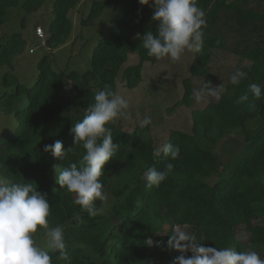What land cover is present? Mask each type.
<instances>
[{"label": "trees", "instance_id": "1", "mask_svg": "<svg viewBox=\"0 0 264 264\" xmlns=\"http://www.w3.org/2000/svg\"><path fill=\"white\" fill-rule=\"evenodd\" d=\"M49 1L52 16L48 28L45 32L41 26L36 27L38 48L53 51L66 45L74 26L70 13L81 0H0V27L7 22L11 9H21L30 16ZM195 3L206 14V27L202 29V49L194 51L191 77L211 81V57L227 48L226 33L220 28L223 17L234 40L228 50L249 62L239 69L246 77L237 85L228 82L217 101L210 100L203 109L192 111L190 132H171L167 143L180 148L174 160L163 153L153 157L156 147L149 125L132 132L123 131L114 121L107 125L119 149L105 164L100 182L113 199L110 214L119 224L101 212L89 216L74 203L75 194L55 181L53 166L78 164L85 153L82 144L62 160L45 152L44 145L60 140L65 151L74 147L71 127L84 117L97 91L107 86L117 92V78L131 54H136L139 62L126 67L122 79L130 90L141 84L144 65L159 61L141 47V38L148 31L157 33L159 21L152 20L154 5L145 13L139 0L94 2L81 21L84 29L107 8L118 7V13L110 21L107 34L94 46L91 66L84 72L56 69L49 54L38 63L39 73L30 88L13 73L4 75L6 91L0 96V113L13 116L18 128L0 137V177L9 183L34 181L38 191L47 193L48 225L62 227L67 253L64 260L58 259L59 253H51L52 264H172L173 250L148 247L145 241L151 237L154 242L166 244L174 225L190 227L196 242L204 246L235 251H244L248 245L264 248V13L251 9L249 0ZM25 27L24 17L21 28ZM39 28L42 37L37 36ZM27 45L20 32L0 44V67L13 69ZM66 81H70V89ZM252 83L262 89L260 99L254 101L255 110L248 107L253 101ZM183 88L182 98L166 109L167 113L189 108L195 102L190 100L192 79H184ZM235 134L242 136L244 144L221 170L215 150ZM169 162L174 167L168 177L146 189L145 173L151 168L162 170ZM93 205L100 209L103 202L97 200ZM257 221L263 222L255 224ZM241 226L250 234L248 245L236 239V230Z\"/></svg>", "mask_w": 264, "mask_h": 264}, {"label": "clouds", "instance_id": "2", "mask_svg": "<svg viewBox=\"0 0 264 264\" xmlns=\"http://www.w3.org/2000/svg\"><path fill=\"white\" fill-rule=\"evenodd\" d=\"M141 5H154L152 20L159 21L157 33L148 31L141 39L142 48L149 57L160 60L169 57L179 61L185 50L200 51L203 46V31L206 27L205 12L198 7L195 0H139ZM219 43V41H217ZM246 73L237 69L231 74L229 82L240 83ZM224 85L213 87L211 82L194 89L190 100L201 103L208 98L219 99ZM250 91L253 101L248 107L255 110V100L262 95L261 85L252 83ZM242 99L247 100V97ZM128 101L110 87L97 91L94 103L85 109L84 117L73 124L70 133L74 147L64 150L60 140L44 145V151L62 160L77 145L85 149V153L76 162L60 168L53 166L54 178L61 188L75 194L74 203L85 209L89 216L102 212V207H94V201H105L106 193L100 177L105 164L112 159L119 145L113 143V133L107 125L117 117L131 120ZM151 117L145 116L141 127L151 124ZM176 159L179 156L178 145L166 143L153 149V157ZM172 163H166L162 170L149 169L145 173V188L158 186L173 170ZM55 191V189H53ZM47 193L37 190L32 182L9 183L0 177V264H52L51 253H59L58 259H67L63 229L57 225L49 228L50 203ZM38 228L46 229L47 242L44 247L38 246L34 234ZM148 247H164V242H154L151 237L145 241ZM168 249L180 253L172 264H264V259L254 250L235 251L230 247L217 248L197 243L195 237L180 225H174L166 242ZM191 253V255H188Z\"/></svg>", "mask_w": 264, "mask_h": 264}, {"label": "rangeland", "instance_id": "3", "mask_svg": "<svg viewBox=\"0 0 264 264\" xmlns=\"http://www.w3.org/2000/svg\"><path fill=\"white\" fill-rule=\"evenodd\" d=\"M96 1L106 0H81L76 8L70 13L73 21V32L69 42L56 50H42L38 48L36 38V27L41 26L46 32L51 20L52 1L47 2L43 8L35 14L25 16L21 9H11L9 17L4 26L0 27V44L5 43L13 34L20 32L28 41V45L24 53L18 56L14 62V68L0 67V96L6 91L3 87V78L7 73L16 75L24 86L30 88L34 85L39 73L38 63L44 55H51L55 60V68L58 70H77L84 72L91 66V53L97 42L101 40L110 27V21L118 13L117 8H107L103 14L90 27L82 28L81 21L86 18ZM121 1V0H119ZM228 3L235 0H226ZM248 6L257 12L264 13V0H249ZM144 12L148 13L152 7L142 5ZM26 18L25 29L21 28V21ZM220 28L225 35V44L227 48L214 52L209 63V71L212 75L211 84L213 87L219 86L221 83L224 89L229 82L232 73L237 69L248 65V61L241 59L228 50L234 45V40L229 34L227 21L224 17L221 20ZM237 40H240L237 38ZM35 49V52H31ZM194 58V50L182 54L179 61H172L169 57L161 58L156 64L146 63L143 68L141 84L130 90L126 87V82L122 79V72L126 67L135 66L138 62V56L131 54L127 63L123 66L120 75L117 78V93L123 96L129 103L126 111L131 112L132 119L127 120L123 117H117L114 124L126 132H132L136 127H140V121L145 117H151V135L154 140L155 147L158 148L166 144L172 131L190 132L192 126L191 112L196 109H203L210 100L218 99L208 98L201 103L194 102L189 108L181 107L172 113H167L166 109L172 107L180 100L184 93L183 81L186 78L192 79L193 88L199 89L205 84L204 78L191 77L190 67ZM67 89H70V81H66ZM18 128V122L13 116H6L0 113V137L4 134H12ZM244 144L242 136L234 135L231 139L217 146L215 153L218 157V163L221 170H224L229 162L230 157L241 149ZM107 199L103 201L102 214L107 216L112 223L119 224V221L110 214L113 199L106 195ZM78 220V219H75ZM263 221H257L255 224H262ZM189 232L190 227L182 226ZM46 229L37 231L34 234V240L38 246L44 247L47 242ZM250 238L249 232L245 227L241 226L236 230V239L248 245ZM165 249L166 244H165ZM168 249V248H167ZM174 256L180 255L174 249ZM254 250L262 259H264V248H256L246 246L244 251Z\"/></svg>", "mask_w": 264, "mask_h": 264}, {"label": "built area", "instance_id": "4", "mask_svg": "<svg viewBox=\"0 0 264 264\" xmlns=\"http://www.w3.org/2000/svg\"><path fill=\"white\" fill-rule=\"evenodd\" d=\"M42 35H43L42 30L40 28L37 29V36L42 37Z\"/></svg>", "mask_w": 264, "mask_h": 264}]
</instances>
